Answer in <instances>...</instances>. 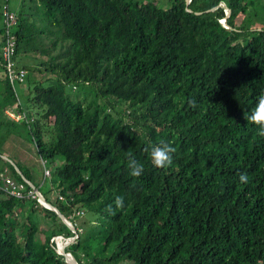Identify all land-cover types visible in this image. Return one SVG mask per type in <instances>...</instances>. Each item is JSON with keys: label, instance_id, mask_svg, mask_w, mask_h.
I'll use <instances>...</instances> for the list:
<instances>
[{"label": "trees", "instance_id": "16d2710c", "mask_svg": "<svg viewBox=\"0 0 264 264\" xmlns=\"http://www.w3.org/2000/svg\"><path fill=\"white\" fill-rule=\"evenodd\" d=\"M163 3L7 4L32 94L20 101L0 65V148L22 122L43 177L55 163L46 168L57 192L41 195L74 230L0 186V264H69L56 234H76L66 249L77 264H264V138L246 119L264 92V22L252 21L255 0ZM161 141L176 149L165 168L150 160ZM130 157L144 166L138 178ZM2 169L29 187L28 172L0 155ZM117 196L124 207L113 215ZM78 209L90 224H77Z\"/></svg>", "mask_w": 264, "mask_h": 264}, {"label": "rangeland", "instance_id": "374dc122", "mask_svg": "<svg viewBox=\"0 0 264 264\" xmlns=\"http://www.w3.org/2000/svg\"><path fill=\"white\" fill-rule=\"evenodd\" d=\"M3 0H0V5L2 4ZM19 0H7L8 7L14 11H16L18 6ZM158 3L164 4V0H156ZM264 0H255L253 10L257 12L256 17H253V22L262 24L264 22ZM252 7H249V10ZM248 13V12H247ZM220 21L223 22L222 19ZM1 26V20H0ZM33 75H39L37 72H34ZM31 84L28 82V79H24L22 82L14 83L13 87L14 90L20 99V101L25 102V99L28 98L32 92L29 93V87ZM69 92L76 94L75 90H70L69 86H67ZM82 92H80V95ZM0 153L1 157L6 159L7 161L11 162L14 161L17 165L20 166L22 170L28 172L31 182L37 186L40 193L46 197L47 200H52V196L57 192L49 183L48 176H42V166L41 161L39 159V155L35 149L34 141L31 139V136L27 132V128L24 126L22 122H19L14 128L13 132L5 139L3 144L1 145ZM3 155V156H2ZM47 160L45 166L50 168L55 164L54 161ZM51 166V167H50ZM1 175H9L8 169H2L0 172ZM35 219L38 221L41 228V232L38 236L42 237V230L44 229V217L41 216L39 212L35 214ZM76 222L78 225L83 227V224L87 225L92 222L93 214L88 211L82 209L80 215L75 216ZM46 230V229H45ZM43 231V233L45 232ZM21 237V235H20ZM24 238V237H23ZM55 242V250L59 252V245H63V250L69 252V254L73 257L69 250L66 249V246L71 243L75 236L71 235L69 237L64 236L62 234H56L52 236ZM94 251L99 248L98 244H91Z\"/></svg>", "mask_w": 264, "mask_h": 264}, {"label": "built area", "instance_id": "2783aa9c", "mask_svg": "<svg viewBox=\"0 0 264 264\" xmlns=\"http://www.w3.org/2000/svg\"><path fill=\"white\" fill-rule=\"evenodd\" d=\"M1 16L3 31L0 39V65L8 81L13 85L15 82L22 81L25 74V69L21 66H16L14 61L15 37L13 34V27L16 16L12 10L7 8V4L3 2L1 5ZM7 113L14 119L20 117V114L17 111L8 109ZM43 175H48V169L46 167H43ZM25 181L27 182V180ZM0 186L15 197H34L39 202L38 194L41 195V193L34 185H29L27 189H24L22 181L15 180L9 175H1ZM57 197L63 199L62 195L59 193L57 194ZM81 212L82 209L75 210L73 215H80Z\"/></svg>", "mask_w": 264, "mask_h": 264}, {"label": "clouds", "instance_id": "9594fccd", "mask_svg": "<svg viewBox=\"0 0 264 264\" xmlns=\"http://www.w3.org/2000/svg\"><path fill=\"white\" fill-rule=\"evenodd\" d=\"M190 104L194 105L195 101H189ZM253 125L256 126L257 136L264 138V92H261L255 107L252 109L250 114L246 117ZM149 149L146 148L145 151ZM176 149L171 146L169 143L161 141L157 145L150 146V160L154 167L165 168L171 165L172 155L175 153ZM129 175L133 178L140 177L144 172V166L137 162L133 158H129L128 165ZM239 181L241 183H247L248 176L246 173H241L239 175ZM115 208L112 205L108 206V211L115 215L117 210H120L124 207V199L121 196H117L114 201Z\"/></svg>", "mask_w": 264, "mask_h": 264}, {"label": "water", "instance_id": "95a60500", "mask_svg": "<svg viewBox=\"0 0 264 264\" xmlns=\"http://www.w3.org/2000/svg\"><path fill=\"white\" fill-rule=\"evenodd\" d=\"M188 1V0H186ZM3 156V155H2ZM14 168L16 171H18L17 167L14 165ZM28 184L33 186V184L27 180ZM38 200H39V203H41L43 206H46L52 210H54L56 212V214L58 215V217L60 218V220L65 223L71 230H74V227L73 225L65 218V216L59 212V210L54 206L52 205L51 203L47 202L43 197L42 195L38 194ZM76 234H74L73 236H75ZM59 253H61L65 259V261H67L69 264H77L76 260L74 259V257H72L69 252H66L63 250V245H61V247L59 248Z\"/></svg>", "mask_w": 264, "mask_h": 264}]
</instances>
